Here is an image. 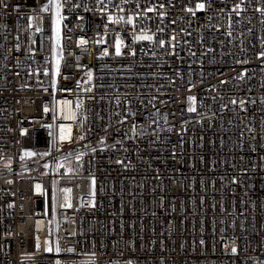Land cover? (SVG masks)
I'll use <instances>...</instances> for the list:
<instances>
[{"label": "built area", "instance_id": "2783aa9c", "mask_svg": "<svg viewBox=\"0 0 264 264\" xmlns=\"http://www.w3.org/2000/svg\"><path fill=\"white\" fill-rule=\"evenodd\" d=\"M56 2L0 0V264H264V0Z\"/></svg>", "mask_w": 264, "mask_h": 264}, {"label": "snow or ice", "instance_id": "6c2138e0", "mask_svg": "<svg viewBox=\"0 0 264 264\" xmlns=\"http://www.w3.org/2000/svg\"><path fill=\"white\" fill-rule=\"evenodd\" d=\"M5 7H7V5H5ZM47 5H45L44 9L43 10H47ZM55 7L57 9V12H56V19L54 21V24H55V32H56V36H57V43H59V35H60V32H59V26L61 24V21H62V17L60 16V8L62 7V5L58 2L55 3ZM197 8L199 9H203L204 8V5L203 4H198L197 5ZM148 11H153V9L149 8ZM189 11H192L191 9H189ZM118 19H123L122 17L121 18H118ZM109 20H112V17L110 16L109 17ZM128 23H132V18L130 17L128 19ZM37 31H40V29L38 28ZM137 40H148V41H151L153 39V37L151 35H146V34H141L140 36L136 37ZM174 39V38H173ZM83 43H87L86 41H83ZM121 41L120 40H117L116 42V45H115V51H116V55L119 56L121 55ZM160 44L161 46H163L164 44V41H160ZM107 50H105L104 52V55H107ZM133 55H135V53L133 52L132 53ZM261 56H264V53H261ZM56 74L59 75V59H57V65H56ZM89 75H91L89 73ZM189 99H194V98H189ZM234 103V101H233ZM77 109H79L80 105L77 104ZM190 111H194L195 109L194 108H189ZM48 109L45 108V112H47ZM63 116H64V119H75L76 118V115L77 113L76 112H71L70 114H64L63 110H62V113H61ZM60 130H61V136H60V139L61 140H64V139H67L68 136L64 135L63 133L65 132V126L64 125H61L60 126ZM69 135H70V130H69ZM27 155H32V153H26ZM119 163V161H118ZM95 183V181L93 180V184ZM39 187V186H37ZM64 192H70L71 190L70 189H64L63 190ZM65 207H71V204L70 203H66L65 204ZM38 239V238H37ZM201 243H203V241H201ZM39 246V244H38ZM47 251L51 252L53 249L51 247H48L46 249ZM55 251L58 253L60 251V247H59V242H57V245H56V248H55ZM231 251L233 253L236 252V249L235 248H232ZM57 264H59V262H57ZM126 264H132V261H127Z\"/></svg>", "mask_w": 264, "mask_h": 264}, {"label": "rangeland", "instance_id": "374dc122", "mask_svg": "<svg viewBox=\"0 0 264 264\" xmlns=\"http://www.w3.org/2000/svg\"><path fill=\"white\" fill-rule=\"evenodd\" d=\"M48 261H45V260H34V261H30V260H26V261H23L22 264H47Z\"/></svg>", "mask_w": 264, "mask_h": 264}, {"label": "trees", "instance_id": "16d2710c", "mask_svg": "<svg viewBox=\"0 0 264 264\" xmlns=\"http://www.w3.org/2000/svg\"><path fill=\"white\" fill-rule=\"evenodd\" d=\"M47 264H49V262Z\"/></svg>", "mask_w": 264, "mask_h": 264}]
</instances>
